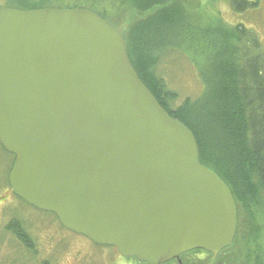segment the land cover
Returning <instances> with one entry per match:
<instances>
[{
	"label": "water",
	"instance_id": "1",
	"mask_svg": "<svg viewBox=\"0 0 264 264\" xmlns=\"http://www.w3.org/2000/svg\"><path fill=\"white\" fill-rule=\"evenodd\" d=\"M0 145L18 198L122 258L182 264L234 245L232 191L94 11L0 7Z\"/></svg>",
	"mask_w": 264,
	"mask_h": 264
},
{
	"label": "trees",
	"instance_id": "2",
	"mask_svg": "<svg viewBox=\"0 0 264 264\" xmlns=\"http://www.w3.org/2000/svg\"><path fill=\"white\" fill-rule=\"evenodd\" d=\"M203 1L0 0V6L85 8L123 29L140 79L167 113L193 132L201 163L225 181L236 201L234 245L216 259L204 250L192 251L180 256L182 264H264V48L247 27L201 16L197 9ZM230 5L242 14L256 9L259 0H230ZM139 24L145 26L136 32ZM167 50L196 66L203 86L198 96L181 99L159 76L156 70ZM7 228L33 247L20 221Z\"/></svg>",
	"mask_w": 264,
	"mask_h": 264
},
{
	"label": "rangeland",
	"instance_id": "3",
	"mask_svg": "<svg viewBox=\"0 0 264 264\" xmlns=\"http://www.w3.org/2000/svg\"><path fill=\"white\" fill-rule=\"evenodd\" d=\"M197 11L201 16H217L230 26L247 27L259 36L264 48V0H259L256 9L242 14L233 11L230 0H204ZM144 26L137 25L135 31ZM160 62L157 73L181 99L200 94L203 88L200 73L183 55L167 50ZM13 161L14 156L0 146V264H138L122 258L115 248L98 246L66 230L54 214L35 209L17 198L8 178ZM15 220L20 221L33 247L27 246L7 228ZM262 232L264 245V230Z\"/></svg>",
	"mask_w": 264,
	"mask_h": 264
},
{
	"label": "bare ground",
	"instance_id": "4",
	"mask_svg": "<svg viewBox=\"0 0 264 264\" xmlns=\"http://www.w3.org/2000/svg\"><path fill=\"white\" fill-rule=\"evenodd\" d=\"M100 16V15H99ZM103 20L105 19L106 20V18H103L102 16H100ZM126 42V41H125ZM126 49H127V42H126ZM229 248H231V247H229ZM229 248H226V249H229ZM226 249H224V250H226ZM223 250V251H224Z\"/></svg>",
	"mask_w": 264,
	"mask_h": 264
}]
</instances>
